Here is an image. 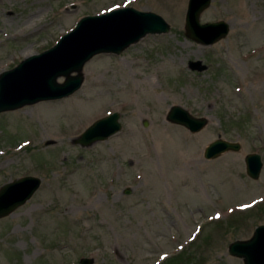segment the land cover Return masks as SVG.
Instances as JSON below:
<instances>
[{"label":"rangeland","instance_id":"1","mask_svg":"<svg viewBox=\"0 0 264 264\" xmlns=\"http://www.w3.org/2000/svg\"><path fill=\"white\" fill-rule=\"evenodd\" d=\"M186 4L0 0V71L84 15L130 6L168 24L118 54L92 56L72 94L0 112V186L40 179L0 217V264H242L228 244L264 224V0H211L199 22L223 20L228 31L210 45L184 35ZM172 105L205 125L191 133L166 121ZM109 112L119 114L116 133L74 143ZM216 138L240 148L204 159ZM247 153L260 156L256 179L245 173Z\"/></svg>","mask_w":264,"mask_h":264},{"label":"water","instance_id":"2","mask_svg":"<svg viewBox=\"0 0 264 264\" xmlns=\"http://www.w3.org/2000/svg\"><path fill=\"white\" fill-rule=\"evenodd\" d=\"M211 0H187L184 15V35L202 45H210L223 38L228 25L223 20L199 22V14ZM168 24L156 13L140 11L130 6L104 13L81 16L74 26L63 33L47 49L29 55L11 68L0 71V112L14 110L38 101L64 98L82 83V66L99 53L118 54L146 34L164 33ZM61 76L62 81H56ZM117 112L107 113L87 125L74 139L79 146L104 140L120 129ZM170 123L179 124L194 133L205 125L202 117H193L172 105L164 115ZM240 144L216 138L202 150L204 159H212L223 152L238 151ZM245 173L256 179L261 168L260 156L247 153L243 157ZM40 179L31 175L15 178L0 186V217L11 213L35 192ZM128 193V190H124ZM227 251L241 259L242 264H264V224L254 227L247 239L233 240ZM91 258H80L79 264H90Z\"/></svg>","mask_w":264,"mask_h":264},{"label":"trees","instance_id":"3","mask_svg":"<svg viewBox=\"0 0 264 264\" xmlns=\"http://www.w3.org/2000/svg\"><path fill=\"white\" fill-rule=\"evenodd\" d=\"M174 259H175L174 257H172L171 259H169V261H168L167 264H169V263L171 264L172 261H173V262H172V264H173V263H174ZM166 262H167V261H166Z\"/></svg>","mask_w":264,"mask_h":264},{"label":"bare ground","instance_id":"4","mask_svg":"<svg viewBox=\"0 0 264 264\" xmlns=\"http://www.w3.org/2000/svg\"><path fill=\"white\" fill-rule=\"evenodd\" d=\"M28 24H29V23H28ZM28 24H27V25H28ZM24 53H25V52H24ZM25 54H27V53H25ZM26 56H27V55H26Z\"/></svg>","mask_w":264,"mask_h":264}]
</instances>
